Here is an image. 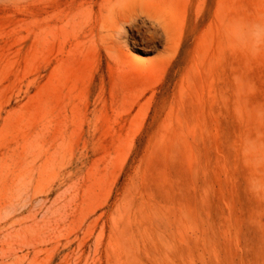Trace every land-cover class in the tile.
<instances>
[{
	"label": "rangeland",
	"instance_id": "obj_1",
	"mask_svg": "<svg viewBox=\"0 0 264 264\" xmlns=\"http://www.w3.org/2000/svg\"><path fill=\"white\" fill-rule=\"evenodd\" d=\"M153 1L0 0V264H264V0Z\"/></svg>",
	"mask_w": 264,
	"mask_h": 264
},
{
	"label": "bare ground",
	"instance_id": "obj_2",
	"mask_svg": "<svg viewBox=\"0 0 264 264\" xmlns=\"http://www.w3.org/2000/svg\"><path fill=\"white\" fill-rule=\"evenodd\" d=\"M144 1L145 0H112L111 6L113 9H121V7L124 9L129 7L140 8ZM155 1H153L154 4L158 2ZM159 1L160 4L158 3V5H153V7L156 6V8L151 16V19L155 30L152 32L150 31V40H153V42H157L159 41L158 39H161V36L165 37L164 48L165 51L168 52L176 48L177 42L179 40V35L177 34V30L175 29V21L173 20V17L168 13L169 9L167 7V3L165 4L164 2H161V0ZM130 19L131 15H129V13H127L126 18L121 17V21L123 23H128Z\"/></svg>",
	"mask_w": 264,
	"mask_h": 264
}]
</instances>
